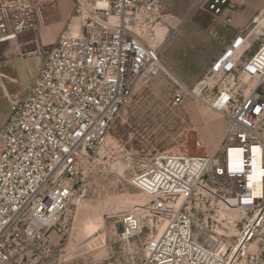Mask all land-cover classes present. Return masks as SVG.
Listing matches in <instances>:
<instances>
[{
    "label": "built area",
    "instance_id": "2783aa9c",
    "mask_svg": "<svg viewBox=\"0 0 264 264\" xmlns=\"http://www.w3.org/2000/svg\"><path fill=\"white\" fill-rule=\"evenodd\" d=\"M73 2L57 40L36 41L32 54L43 51L44 62L27 90L7 95L0 129V264H54L65 240L59 252L67 253L74 218L89 195L86 165L136 90L170 73L162 55L182 28L197 13L219 17L228 5L198 0L173 26L164 0ZM163 24L172 36L154 48L149 35ZM45 25L39 3L0 2V43ZM176 82L174 108L193 99L225 121L219 144L203 155L142 157L128 183L149 200L118 205L102 217L106 227L97 237L86 239L84 224L75 241L105 240L108 221L116 219L120 241L126 233L127 242H143V264H264V176L257 175L264 171V5L195 85ZM196 147L205 145L199 139ZM237 159L243 171L234 170ZM223 209L236 210L240 230L234 240L214 244L202 236L198 216Z\"/></svg>",
    "mask_w": 264,
    "mask_h": 264
},
{
    "label": "rangeland",
    "instance_id": "374dc122",
    "mask_svg": "<svg viewBox=\"0 0 264 264\" xmlns=\"http://www.w3.org/2000/svg\"><path fill=\"white\" fill-rule=\"evenodd\" d=\"M29 1L39 3L46 20L45 9L52 1ZM186 11L190 13V10ZM165 26L160 25L157 30ZM168 28L167 39L173 32ZM234 32L233 27L223 23L219 17L199 12L169 43L162 55L163 61L175 80L192 87L206 74L209 65L220 55ZM26 34L32 40L28 45L21 44L20 39L0 43V129L7 119V95L24 93L32 81L23 83L20 80L22 73L15 59L44 57L43 51L32 54L38 50L35 40L38 33ZM177 90L178 86L169 73L136 90L132 103L122 111L109 134L113 145L108 146L105 142L98 155L86 165L89 195L74 218L75 230L67 253L61 257L59 252L65 248V240L63 246L57 248V254H53L54 264H143V242L137 238L129 242L120 241L116 234L120 230L114 227L116 219L108 221L105 240H90L92 245L89 247L79 245L88 241L75 240L84 224L82 234L86 239L92 238L95 233L99 235L101 228L106 227L102 218L105 214L118 205L137 202L143 195L128 183L142 157L163 152L203 155L216 148L223 136L225 121L193 99H187L183 106L174 108L172 99ZM199 139L204 148L196 147ZM129 162L135 167H130ZM224 210L198 216L202 236L214 244L226 238L234 240V235L240 230L231 224L230 219L235 214L220 216Z\"/></svg>",
    "mask_w": 264,
    "mask_h": 264
},
{
    "label": "crops",
    "instance_id": "0c3cea01",
    "mask_svg": "<svg viewBox=\"0 0 264 264\" xmlns=\"http://www.w3.org/2000/svg\"><path fill=\"white\" fill-rule=\"evenodd\" d=\"M51 1L52 2H50L49 6L45 9L46 25L38 32L35 39L40 46L51 44L57 40L74 10V2L71 0ZM197 1L198 0H164V3L168 13L178 22L187 18L189 11L186 10L191 11ZM263 5L264 0H228V5L224 7V13L219 16V18L223 23L231 25L235 30L234 35L229 38V41L234 38L238 30L246 27L251 22ZM229 7L232 8V10H229ZM228 20H230L229 23ZM19 39L20 43L24 45H28L32 41L29 39L28 34L20 36ZM15 60L22 73L20 80L26 83L27 81L33 80L37 75L44 62V57L40 55L29 60Z\"/></svg>",
    "mask_w": 264,
    "mask_h": 264
},
{
    "label": "bare ground",
    "instance_id": "6f19581e",
    "mask_svg": "<svg viewBox=\"0 0 264 264\" xmlns=\"http://www.w3.org/2000/svg\"><path fill=\"white\" fill-rule=\"evenodd\" d=\"M169 33H170L169 32V28L167 26L162 27L160 30L156 29L151 35H149V41H150L151 46H153L155 48V47H160V46L167 45L168 44L167 34H169ZM169 77L173 81L176 82V80L174 79V77H173V75L171 73H169ZM213 113H215V112H213ZM215 114H217V113H215ZM112 141H113L112 138L110 137V135H108L107 140H106V144L108 146L113 145ZM125 167H126V165H125ZM148 200H149V197L146 196L145 194L140 195L139 198H138L139 202L140 201H148ZM229 213L235 214V215H233L234 217L230 219L231 220V224L234 226L235 223L239 221V216H238V213H236V210H234V209H225L224 211H222L220 213V216L221 217H226V215L229 216ZM90 228H94V227H90ZM161 230H162V227L160 228V231ZM119 233H121V232L119 231L116 234H119ZM97 236H98L97 233H95L93 237H97ZM123 238L127 240L129 237L125 233Z\"/></svg>",
    "mask_w": 264,
    "mask_h": 264
},
{
    "label": "snow or ice",
    "instance_id": "6c2138e0",
    "mask_svg": "<svg viewBox=\"0 0 264 264\" xmlns=\"http://www.w3.org/2000/svg\"><path fill=\"white\" fill-rule=\"evenodd\" d=\"M254 151H259L258 149H254ZM235 171H243V161L237 159L236 164L234 166ZM258 176H264V171H260L257 173Z\"/></svg>",
    "mask_w": 264,
    "mask_h": 264
}]
</instances>
